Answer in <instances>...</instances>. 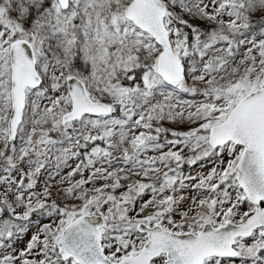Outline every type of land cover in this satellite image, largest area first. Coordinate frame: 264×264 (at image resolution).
Masks as SVG:
<instances>
[{
	"label": "rangeland",
	"instance_id": "obj_1",
	"mask_svg": "<svg viewBox=\"0 0 264 264\" xmlns=\"http://www.w3.org/2000/svg\"><path fill=\"white\" fill-rule=\"evenodd\" d=\"M162 1L185 66L172 84L157 71L161 46L125 15L131 0H70L65 9L58 0H0V264H80L62 257L58 240L82 213L105 217L104 252L120 260L147 242L140 222L198 233L254 211L235 171L243 147H212L209 135L264 86V0ZM17 38L30 40L44 65L11 140L3 65ZM70 75L112 111L63 123ZM263 244L257 228L236 239L237 256L203 264H262ZM169 263L166 254L152 260Z\"/></svg>",
	"mask_w": 264,
	"mask_h": 264
},
{
	"label": "water",
	"instance_id": "obj_2",
	"mask_svg": "<svg viewBox=\"0 0 264 264\" xmlns=\"http://www.w3.org/2000/svg\"><path fill=\"white\" fill-rule=\"evenodd\" d=\"M63 8L69 0H58ZM167 7L162 0H132L125 15L136 26L151 34L161 46L158 56V73L169 84L185 77L182 58L171 45L169 30L165 25ZM12 65V111L9 119V137L15 139L23 121L28 88L41 83L36 67V52L27 38L14 39L10 44ZM72 109L63 116V123L79 119L85 114L102 115L112 111V105L93 100L86 83L76 75L68 77ZM230 141L243 146L235 166L237 180L255 211L244 221H228L218 227L211 222L198 232L178 233L160 224L140 222L138 230L147 233L148 240L141 251L115 261L105 255L102 246V228L106 219L98 213H82L63 229L58 241L64 259L74 258L80 264H151L152 260L166 254L169 264H203L211 256L234 257L238 237H248L257 228L264 234V86L249 91L231 109L227 117L210 129L212 147ZM264 264V244L256 250Z\"/></svg>",
	"mask_w": 264,
	"mask_h": 264
},
{
	"label": "built area",
	"instance_id": "obj_3",
	"mask_svg": "<svg viewBox=\"0 0 264 264\" xmlns=\"http://www.w3.org/2000/svg\"><path fill=\"white\" fill-rule=\"evenodd\" d=\"M41 58H43V56ZM41 58H40V60H38V64L40 63L41 65H44V62H43V60ZM41 65H39V66H41ZM3 67L5 68V70H6L7 74H8L7 77L11 78V61H10V53H9V51L6 52L5 63L3 65ZM66 90H68V89L66 88ZM0 92L2 93L1 85H0ZM5 97H6L7 100L10 99V104L6 107V109H7L6 119L8 120L9 115H10V110H11V93H10V91L8 92L7 95H5ZM0 100L4 101V97H1Z\"/></svg>",
	"mask_w": 264,
	"mask_h": 264
},
{
	"label": "trees",
	"instance_id": "obj_4",
	"mask_svg": "<svg viewBox=\"0 0 264 264\" xmlns=\"http://www.w3.org/2000/svg\"><path fill=\"white\" fill-rule=\"evenodd\" d=\"M136 28H137V27H136ZM4 219H5V218H4ZM2 223H3V221H2ZM8 231H9V234H13V233L15 232V228L10 227V228L8 229ZM10 231H12V233H11Z\"/></svg>",
	"mask_w": 264,
	"mask_h": 264
},
{
	"label": "bare ground",
	"instance_id": "obj_5",
	"mask_svg": "<svg viewBox=\"0 0 264 264\" xmlns=\"http://www.w3.org/2000/svg\"><path fill=\"white\" fill-rule=\"evenodd\" d=\"M136 26V25H135ZM137 27V26H136ZM139 28V27H138Z\"/></svg>",
	"mask_w": 264,
	"mask_h": 264
}]
</instances>
